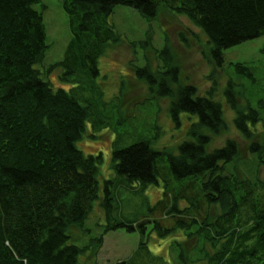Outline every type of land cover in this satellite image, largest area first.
I'll use <instances>...</instances> for the list:
<instances>
[{
	"label": "trees",
	"instance_id": "1",
	"mask_svg": "<svg viewBox=\"0 0 264 264\" xmlns=\"http://www.w3.org/2000/svg\"><path fill=\"white\" fill-rule=\"evenodd\" d=\"M39 1L0 0V264H79L85 247L69 241V230L83 225L97 199L109 219L105 229L144 232L149 218L112 215L113 177L104 179L100 193L102 152L85 153L76 144L88 121L94 130L117 132V177L138 184L136 190L162 183L152 207L161 214L154 227L174 236L178 264H264V176L239 169L245 159L264 165V140L249 142L246 156L235 138L210 148L213 136L228 130L223 105L195 85L169 86V79L179 83V68L168 47L160 50L165 71H157V79L146 64H135L134 71L151 92L172 97L169 113L177 126L184 112L192 119L174 152L143 136L125 145L113 109L120 108L119 95L107 110L109 98L98 80L99 58L122 40L109 19L116 4L132 6L149 20L161 7L186 15L206 34L209 54L221 65L224 48L264 34V0H61L71 37L62 60L50 68L61 66L60 78L72 83L68 89L53 86L36 67L49 47L42 11L33 6ZM225 93L241 135L250 139L263 132L264 121L256 126L258 109L240 106L229 86ZM116 264L166 262L141 238L129 258Z\"/></svg>",
	"mask_w": 264,
	"mask_h": 264
},
{
	"label": "rangeland",
	"instance_id": "2",
	"mask_svg": "<svg viewBox=\"0 0 264 264\" xmlns=\"http://www.w3.org/2000/svg\"><path fill=\"white\" fill-rule=\"evenodd\" d=\"M33 6L42 11L49 44L43 61L36 64V67L53 86L68 89L72 83L60 78L61 66L50 68L62 60L71 37L67 14L61 0H40ZM109 19L121 34L122 40L109 47L99 58L98 80L103 87L104 97L109 98L105 103L107 110L110 105L118 103L114 96L119 95L120 108L114 106L113 109L116 107L118 130L125 134V145L131 143L133 138L143 136L145 139L149 137L157 149L174 152L176 144L186 137L192 119L184 112L177 126L169 113L172 97L151 92L149 84L143 78H138L134 71L135 64H146L151 66L157 79V71H165V63L160 55V50L165 47L170 49L171 61L179 68V83L169 79V86L177 90L178 84L195 85L199 93L211 95L223 105L228 130L214 135L210 148L221 145L227 138H235L240 144L242 155L246 156L249 142L264 140V131L247 139L236 129L234 111L227 104L229 101L225 93L229 86L236 94L235 99L240 106L246 107L250 103L258 109L260 119L256 126L259 124L261 128L264 121V34L224 48V61L216 65L209 54L211 43L206 34L186 15L161 7L157 16L149 20L132 6L116 4ZM148 34L150 39L145 38ZM143 39L148 42L144 46H133L129 42ZM238 63L247 67L250 74L245 70L239 71L236 66ZM157 89L156 86L155 91ZM112 125L115 126L114 123ZM116 135L114 128L94 130L88 121L84 134L76 144L85 153L102 152L98 174L100 193L103 194L104 179L113 177L112 215L117 219L147 217L150 221L142 228L143 233L140 227L134 230L125 227L105 229L109 219L100 201L95 200L83 225L73 226L69 230V241L85 247L79 256V264H116L126 260L137 248L141 238L147 240L151 252L162 256L166 264H178L177 248L171 244L174 236H162L154 227L155 218L161 214L153 212L152 207L162 196V183H150L136 190L138 184L131 183V187L125 176L117 177L112 166V148ZM245 160L240 163L239 169L246 175L251 176L255 172L264 176V165L256 167L253 161L249 163ZM98 237H102L100 242Z\"/></svg>",
	"mask_w": 264,
	"mask_h": 264
}]
</instances>
